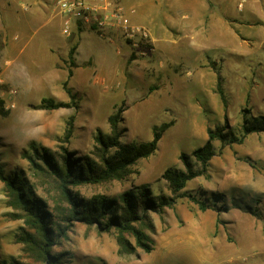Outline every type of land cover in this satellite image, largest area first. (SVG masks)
I'll return each instance as SVG.
<instances>
[{
	"label": "rangeland",
	"instance_id": "rangeland-1",
	"mask_svg": "<svg viewBox=\"0 0 264 264\" xmlns=\"http://www.w3.org/2000/svg\"><path fill=\"white\" fill-rule=\"evenodd\" d=\"M110 2L127 31L78 23L64 35L51 20L23 50L22 62L9 72L0 65V100L8 112L0 115L1 163L7 175L24 176L56 228L67 225V237L57 240L52 255L58 264H264V0ZM31 6L0 0V63L15 55L5 51L4 35L42 26L38 15L23 18ZM66 80L74 106L37 107L42 98L68 103ZM119 107L121 146L148 143L155 127L170 125L155 151L129 165L121 178L70 190L80 214L103 198L115 212L120 196L132 194L139 219L133 225L147 236L148 253L128 232L126 252L115 229L70 221L57 181L25 157L34 146L59 160L64 147L78 166L86 157L98 168L102 152L95 138L110 135L109 117ZM207 130L224 138L212 141L214 155L202 167L191 152L205 145ZM117 150L106 157L117 156ZM182 153L198 175L180 193L216 210L201 211L186 196L173 208L144 214L143 191L173 196L161 176L168 169L186 171ZM16 214L0 182V264H38L33 246L24 241L23 231L32 230Z\"/></svg>",
	"mask_w": 264,
	"mask_h": 264
},
{
	"label": "trees",
	"instance_id": "trees-1",
	"mask_svg": "<svg viewBox=\"0 0 264 264\" xmlns=\"http://www.w3.org/2000/svg\"><path fill=\"white\" fill-rule=\"evenodd\" d=\"M73 52L74 48L70 50V55ZM67 77L68 79L72 77L71 70H68ZM63 88L70 98L68 103L56 102L52 98H42L37 107L40 109L51 110L74 106L73 96L67 88V80L63 83ZM218 93L224 101L220 88ZM3 104V100H0V115H6L8 113L7 110L4 109ZM122 112V107H119L115 113L109 117L110 135L107 137L97 136L95 138L102 152L100 158L101 166L98 168H93L90 164L92 162L86 157L82 159L81 166H78L77 163H75L77 160H74L72 154L64 147L60 148L61 156H59V160L55 158L49 149L41 147L38 150L34 146L32 147L33 154H25V157L29 160L32 168L36 171L47 173L57 181L58 193L69 206V208L66 209L67 214H65L67 217H70V221H81L86 224L96 223L103 231L115 229L117 231V243L121 250L126 252L131 251L129 243L124 237V233L128 232L135 238L137 246L144 252L148 253L151 251V248L146 243L148 241L147 236L133 225V223L139 219L137 215V204L132 201V194L125 192L120 196L121 206L115 208V212L113 211L114 213L110 212L112 209V203L103 198L97 200L94 205L87 206L84 209V213L80 214L78 209L79 205L70 190V186L97 184L110 179L121 178V176L127 171L129 165L133 164L139 158L149 156L155 151L161 133L170 125V123H167L159 128L155 127L153 129L152 139L148 143L140 145L133 143L121 146L119 142L120 132L118 124L121 120ZM71 134L72 118L70 119L66 130L64 138L65 142H68ZM223 138L224 136L220 131L207 130V141L205 145L193 150L191 155L200 162L202 167H205L214 155L211 149L212 141H223ZM111 148L118 149L117 156L106 157L105 154ZM179 159L186 168L185 172L168 169L161 176L162 179L167 182L173 196L160 195L150 197L147 192L143 191L140 194V206L144 214L147 212L160 213L164 208H173L177 199L186 196L194 201L201 211H205L208 208L216 210V205L209 206L205 202L200 201L191 195L180 193V191L186 186V183L195 178L198 173L191 171L186 154H180ZM0 182L4 187L7 205L17 211V218L23 219L24 225L32 230L31 233L23 231V234L26 236L24 241L33 246V249L37 254L36 258L38 264H58L59 259L52 255V247L56 245L58 242L57 240L65 239L67 237V225H58L56 228V225L50 222V214L42 204V200L33 194L27 181H25L24 176L20 173L7 175L4 171L1 159ZM108 211L111 215H109ZM104 217L105 220H100V218Z\"/></svg>",
	"mask_w": 264,
	"mask_h": 264
},
{
	"label": "built area",
	"instance_id": "built-area-1",
	"mask_svg": "<svg viewBox=\"0 0 264 264\" xmlns=\"http://www.w3.org/2000/svg\"><path fill=\"white\" fill-rule=\"evenodd\" d=\"M57 13L63 17L62 33L68 35L72 24H96L99 28L117 26L127 31L128 25L110 0H56Z\"/></svg>",
	"mask_w": 264,
	"mask_h": 264
},
{
	"label": "crops",
	"instance_id": "crops-1",
	"mask_svg": "<svg viewBox=\"0 0 264 264\" xmlns=\"http://www.w3.org/2000/svg\"><path fill=\"white\" fill-rule=\"evenodd\" d=\"M6 2L10 3H29L32 4L34 7L29 9L27 12H25L23 18H25L26 21H30V19L33 18L34 15H38V19H43L42 26L40 28H34L30 25L25 26L23 29L17 31V35H4L3 41H4V49L9 50L11 53L14 52V57H5L3 60V63H0V65L3 66V72L7 71L9 72L11 68L16 67L19 62H22L21 56L23 53V50L27 47V45L33 41L35 38L34 36L47 27L48 24H50V21L53 20L54 24L57 26V28L60 29V34H62V26H63V17L57 13V10L55 8V1L56 0H4ZM140 17V15H139ZM1 23V22H0ZM28 24V23H27ZM0 26V30H1ZM48 46V45H47ZM46 46V47H47Z\"/></svg>",
	"mask_w": 264,
	"mask_h": 264
}]
</instances>
